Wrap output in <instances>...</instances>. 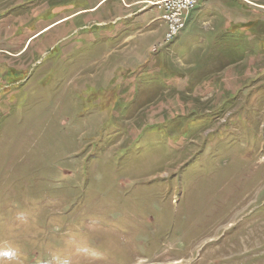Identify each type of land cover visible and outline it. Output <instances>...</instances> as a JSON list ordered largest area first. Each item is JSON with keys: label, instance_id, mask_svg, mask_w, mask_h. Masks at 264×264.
<instances>
[{"label": "rangeland", "instance_id": "rangeland-1", "mask_svg": "<svg viewBox=\"0 0 264 264\" xmlns=\"http://www.w3.org/2000/svg\"><path fill=\"white\" fill-rule=\"evenodd\" d=\"M144 1L0 0V264H264V0Z\"/></svg>", "mask_w": 264, "mask_h": 264}, {"label": "built area", "instance_id": "built-area-1", "mask_svg": "<svg viewBox=\"0 0 264 264\" xmlns=\"http://www.w3.org/2000/svg\"><path fill=\"white\" fill-rule=\"evenodd\" d=\"M201 0H155L148 2V7H157L162 10L161 20L166 31L161 44L169 45L184 30L189 14L196 8ZM160 46V47H161Z\"/></svg>", "mask_w": 264, "mask_h": 264}, {"label": "crops", "instance_id": "crops-1", "mask_svg": "<svg viewBox=\"0 0 264 264\" xmlns=\"http://www.w3.org/2000/svg\"><path fill=\"white\" fill-rule=\"evenodd\" d=\"M153 1H155V0H146V1H144V2H153ZM165 29H166V27H165Z\"/></svg>", "mask_w": 264, "mask_h": 264}, {"label": "bare ground", "instance_id": "bare-ground-1", "mask_svg": "<svg viewBox=\"0 0 264 264\" xmlns=\"http://www.w3.org/2000/svg\"><path fill=\"white\" fill-rule=\"evenodd\" d=\"M262 10V9H261Z\"/></svg>", "mask_w": 264, "mask_h": 264}]
</instances>
